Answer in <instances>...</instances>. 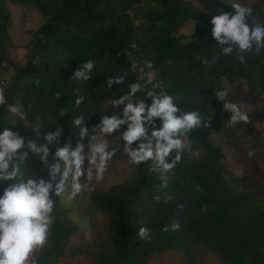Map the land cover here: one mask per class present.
Here are the masks:
<instances>
[{
    "label": "trees",
    "instance_id": "obj_1",
    "mask_svg": "<svg viewBox=\"0 0 264 264\" xmlns=\"http://www.w3.org/2000/svg\"><path fill=\"white\" fill-rule=\"evenodd\" d=\"M7 3L34 5L44 23L30 44L27 62L15 68L6 86L0 132L9 128L26 139H37L34 129L46 134L59 128L60 146L71 141L75 147L79 129L71 124L74 118L83 115L90 136L100 135L98 129L92 130L102 117L123 112V105L109 111L103 104L128 94L131 83L149 79L148 90L156 95L166 92L182 113L196 111L208 124L181 134L187 143L172 170L162 175L153 170L156 164H134L130 180L93 192L98 225L87 234L63 216L61 196H54L53 223L46 244L33 253L35 264H150L166 253L187 264H199L203 250L217 255L222 264H264V179L258 178L260 171L227 179L224 154L212 138L216 134L230 139L243 129L251 130L250 116L249 124L229 126L231 113L224 111V102L214 92L223 90L218 82L224 79L232 86L230 97L238 96L246 86L250 94L263 97L264 49L221 55L222 46L212 36V19L204 18L220 13L221 0H199L202 8L190 0H0V68L12 47L9 29L13 21ZM248 7L253 9L249 24H264V0ZM193 22H197L194 32L182 35ZM217 55L221 58L212 63ZM88 60L95 63L91 79L72 80L75 70ZM124 73L123 84L108 88L109 78ZM80 96L84 101L76 106ZM136 96L137 101L151 105L146 93ZM14 105L24 110L28 125L7 121L5 115ZM62 109H67L66 115H60ZM43 142L41 136L38 143ZM49 147L54 153L55 147ZM201 152L204 156L198 159ZM176 154L175 150L170 154L169 163ZM22 171L25 178L47 177L43 163L31 154ZM17 182L18 178L5 181L0 196ZM173 222L180 224L179 231L171 230ZM141 227L148 228L150 240L140 239Z\"/></svg>",
    "mask_w": 264,
    "mask_h": 264
},
{
    "label": "clouds",
    "instance_id": "obj_2",
    "mask_svg": "<svg viewBox=\"0 0 264 264\" xmlns=\"http://www.w3.org/2000/svg\"><path fill=\"white\" fill-rule=\"evenodd\" d=\"M231 7L234 9L233 12L215 15L211 21L214 25L212 36L222 46L221 55L230 56L234 50L239 53H251L255 50L259 53L264 49V24L255 22L249 24L248 20L253 15L251 7L239 3H233ZM220 58V55L214 56L212 63H216ZM239 59L241 63L245 62L243 55H240ZM147 67H152L150 62ZM94 68L95 63L88 60L75 70L71 79L88 81ZM126 76L127 73H124L109 78L108 88H112L114 84H123ZM9 82L10 80L6 86ZM149 83L151 79L145 83H131L128 94L111 101L110 105L114 109H119L123 105L122 116L114 114L102 117L100 123L92 130L95 132L98 129L105 137L99 141L95 136H90L83 115L71 122L72 126L79 129L75 147L71 141L60 146L62 130L59 128L46 134H41L40 129L36 128L34 133L37 139H26L9 128L0 132V183L18 178V182L9 184L0 196V264H35L33 253L46 244L50 225L53 223L52 213L55 208L53 197L62 196L70 181L71 197L75 198L86 187L81 183V177L86 175L88 180L92 179V166L95 167L96 179L98 181L103 179L108 162L117 151L116 148L110 150L108 137L120 131L123 126H126L121 132L123 150L133 164L140 165L142 162L154 160L156 167L153 170L163 175L181 160L180 153L185 148L184 141L180 138L181 134L186 135L193 129L207 127V121L196 111L182 113L171 95L166 92L156 95L154 90L147 89ZM159 86L153 85V88ZM138 92L146 93L152 98L150 106L143 100L137 101ZM214 94L218 100L224 102V111L231 112L229 126L249 122V116L241 111L238 104L227 101L228 89L215 90ZM56 95L59 97L60 94ZM83 101V96L78 97L75 100L76 106ZM6 103L4 91L0 89V105ZM10 111L19 114V106H12ZM66 114L67 109H62L60 115ZM157 118L162 121L159 127L156 126ZM149 125L152 128L150 134ZM41 136L44 142L38 143ZM86 139L87 145L83 142ZM49 145L55 147L54 153ZM174 150L177 154L169 163L167 158ZM30 154L38 157L43 163L47 170L46 178L43 175L25 178L22 165L28 161ZM163 186L167 187L166 181ZM155 199L159 201L160 197L157 196ZM179 229L180 224L173 222L171 230ZM164 231H168V228L165 227ZM138 235L142 240L151 239L146 227H141Z\"/></svg>",
    "mask_w": 264,
    "mask_h": 264
},
{
    "label": "rangeland",
    "instance_id": "obj_3",
    "mask_svg": "<svg viewBox=\"0 0 264 264\" xmlns=\"http://www.w3.org/2000/svg\"><path fill=\"white\" fill-rule=\"evenodd\" d=\"M195 6L202 8L199 4V0H190ZM256 0H221L222 7L220 13L233 12L231 7L233 3H239L242 6H250L251 3ZM7 6L12 14V26L9 29L12 47L9 46L6 59L4 61V67L0 68V89L6 90V84L8 80L14 76V70L17 66L24 65L28 60L30 53V44L35 39V33L40 29L44 23V17L32 4L26 6L13 5L7 3ZM212 14H207L204 18L212 19ZM137 23L141 24V22ZM199 23V22H198ZM197 26V22L187 24L181 31L184 36L191 35ZM152 79H155V75H151ZM218 86L223 89L229 90L227 101L230 103H236L240 106L242 112L253 118L251 130L243 129L238 134H233L230 139H226L224 136L214 134L213 143L216 147L220 148L225 157V172L226 178L230 181L236 177L244 174H253L260 171L259 179H264V138L260 134H264V96L257 97L248 92L247 86L238 96L230 97L231 85L227 80L221 79L218 82ZM127 103V101H126ZM111 103H104V110H115ZM231 113V112H230ZM7 121L11 124H18L19 122L28 125V117L24 110L19 107V114H14L8 110L5 115ZM158 127L162 121L158 119ZM247 124V123H246ZM249 124V123H248ZM120 131L114 133L108 137L110 150L116 148V154L108 162L107 170L104 173L102 180L96 179L95 167L92 166V179L88 180L86 175L81 177V183L86 187L75 198L71 197L70 181L66 185L65 193L60 197V209L64 213L67 219L76 224L79 228V232L87 234L89 231L98 225L96 216L94 215L93 203L91 200V194L96 191H107L113 186L122 184L131 179L134 172V164L130 161L129 157L124 153V141L122 140ZM150 134V133H149ZM96 140L105 139L100 134L96 135ZM184 144L187 143L186 139L180 137ZM259 142V145L255 143ZM236 144L235 148L231 144ZM88 142L85 144L87 145ZM87 150V149H86ZM204 152L199 153L197 158H202ZM152 166L156 164L154 160L146 162ZM87 165V162H86ZM26 178H30L26 175ZM4 186V182L0 183V187ZM239 188L242 187L239 186ZM263 200V199H262ZM261 202L263 203L264 200ZM187 264L185 259L177 260L176 255L172 253H166L161 256L155 257L150 264ZM199 264H222L220 258L211 253L210 251H201L199 256Z\"/></svg>",
    "mask_w": 264,
    "mask_h": 264
}]
</instances>
